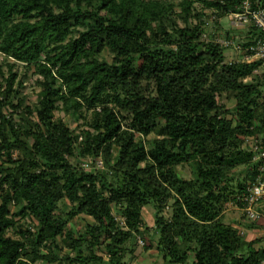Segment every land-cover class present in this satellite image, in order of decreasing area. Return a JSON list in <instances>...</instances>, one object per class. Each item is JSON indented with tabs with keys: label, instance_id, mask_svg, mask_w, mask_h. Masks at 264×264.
<instances>
[{
	"label": "trees",
	"instance_id": "obj_1",
	"mask_svg": "<svg viewBox=\"0 0 264 264\" xmlns=\"http://www.w3.org/2000/svg\"><path fill=\"white\" fill-rule=\"evenodd\" d=\"M245 1L264 10V0H0V264H129L144 207L168 264L263 262L261 238L246 240L223 212L241 208L258 173L244 143L259 137L264 149V62H226L223 42L245 49L264 33L249 24L217 42L206 31ZM186 164L188 179L175 171ZM77 217L92 223L75 230Z\"/></svg>",
	"mask_w": 264,
	"mask_h": 264
},
{
	"label": "rangeland",
	"instance_id": "obj_2",
	"mask_svg": "<svg viewBox=\"0 0 264 264\" xmlns=\"http://www.w3.org/2000/svg\"><path fill=\"white\" fill-rule=\"evenodd\" d=\"M204 13L206 15H209L208 11H205ZM218 22L219 24L209 21L208 25L206 26L207 28L206 31L208 33H211V35L215 37L217 42L223 41L224 39L223 37L226 32H229L230 35L234 36L236 39L239 38L240 36L244 37L243 32H245L249 26V24L244 26H237V27L232 26L230 24V20L228 16L223 19H220ZM179 25L182 24L179 22ZM101 57L105 58L107 61L111 60V55L108 53L107 50L103 51ZM241 58L242 56L232 49H227L225 51L226 62H239ZM2 60L3 58L0 55V66ZM17 69L20 74L24 72V70L20 66L17 67ZM6 70L7 69L5 67H2L3 73H6ZM31 72L32 71L27 73L25 75V79L23 80V86H26L23 92L28 97V102H27L28 104H32L36 101L37 91H38L37 87L34 85V81H33L34 79L33 76L31 75ZM218 100L221 104L225 105L227 109H231L235 104L234 99L227 97L226 94L219 96ZM55 119L63 120V122L67 126H69L70 129H77V131H79V129H81L82 128L81 126L83 125L82 120L77 121L71 118L70 116L66 115L64 112L56 113ZM254 138L255 137L248 138L245 140L244 145L247 147V149L252 148V145L255 144V142H257L258 140H260L259 137L255 139ZM242 169H243L242 167L238 168L237 173L241 172ZM175 171L177 175L180 177L186 179L191 177V168L188 164L177 166L175 168ZM239 180L237 179L236 182H233V185L231 186L234 187ZM63 210L67 212L68 207L66 205L63 206ZM16 220H18V218H16ZM223 221L225 224H229L237 228L240 232V235H242V237H244L248 241L261 238L262 240L261 245L264 246L263 227L257 223L248 221L238 205H234L231 203L226 204L225 210L223 212ZM85 223H92V222L88 218H84V217H77L73 220H69V226L75 230L82 229ZM142 223L143 225L141 227V231L143 232V236L141 237L137 236L134 243L127 244L129 249L132 250V254H127L125 260L129 264H168L163 259L162 254H160L156 249V241L158 238V234L155 232L154 229L153 214H152V209L150 207H144L142 209ZM254 226H256V228ZM103 252H101V255H104ZM62 253L65 254L68 253V251L63 249ZM37 264H45V263H37Z\"/></svg>",
	"mask_w": 264,
	"mask_h": 264
},
{
	"label": "built area",
	"instance_id": "obj_3",
	"mask_svg": "<svg viewBox=\"0 0 264 264\" xmlns=\"http://www.w3.org/2000/svg\"><path fill=\"white\" fill-rule=\"evenodd\" d=\"M232 26H244L252 24L255 28L264 33V10L251 11L247 1L243 3V11L233 13L229 16ZM224 46H231L234 51L239 53L241 62L250 63L253 61L264 62V36L254 40L247 48L241 49L233 42L225 41ZM261 106L264 109V90L261 94ZM254 156L252 162L257 164L258 173L253 182L248 184L241 196L238 198L241 202V211L248 221L257 223L263 227L264 232V149L259 145V140L252 145ZM101 166V162H97ZM261 264H264V260Z\"/></svg>",
	"mask_w": 264,
	"mask_h": 264
}]
</instances>
